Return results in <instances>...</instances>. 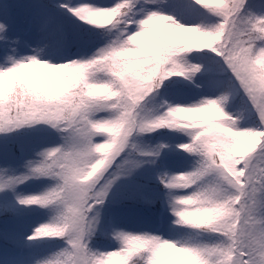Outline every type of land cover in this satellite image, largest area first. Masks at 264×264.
<instances>
[{
  "label": "snow or ice",
  "instance_id": "1",
  "mask_svg": "<svg viewBox=\"0 0 264 264\" xmlns=\"http://www.w3.org/2000/svg\"><path fill=\"white\" fill-rule=\"evenodd\" d=\"M0 264H264V0L0 4Z\"/></svg>",
  "mask_w": 264,
  "mask_h": 264
},
{
  "label": "trees",
  "instance_id": "2",
  "mask_svg": "<svg viewBox=\"0 0 264 264\" xmlns=\"http://www.w3.org/2000/svg\"><path fill=\"white\" fill-rule=\"evenodd\" d=\"M23 2V0H0V4H4L6 8H11V9H15V6L18 3ZM240 106V102L239 99H237L236 101L233 102V107H239ZM161 134H157V133H151L148 135H145L143 137V139L146 141L147 146H151L154 145L155 143L159 142H171L174 137L170 134H168L167 130H160ZM21 139L22 142L25 143V145L28 148H31L32 146H34L35 144L39 143L41 140L44 139V134L42 133H32L30 130H21ZM149 136L151 137V139H149ZM142 147L144 145H141ZM185 158L182 157H175L173 158L169 163H170V168L172 171H182L184 170V168L186 167L185 163ZM46 181H41V180H36V181H29L27 182L25 185L21 186V189L23 191L24 194H37L40 193L45 185H46ZM30 222L35 224V223H43L46 221L47 217L44 215V210H40L37 213L32 214V216L29 218ZM110 243V241L108 240H100L98 241V245L101 247V250H103V247L108 245ZM113 243L114 246V242ZM60 245H53L49 248L46 249H41L40 250V255H47L48 252L50 251H55L56 247H58Z\"/></svg>",
  "mask_w": 264,
  "mask_h": 264
}]
</instances>
